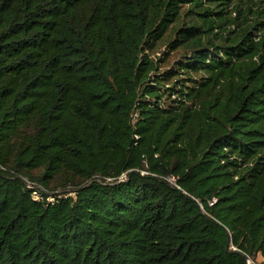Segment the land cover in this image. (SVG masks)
Listing matches in <instances>:
<instances>
[{
  "label": "trees",
  "instance_id": "trees-1",
  "mask_svg": "<svg viewBox=\"0 0 264 264\" xmlns=\"http://www.w3.org/2000/svg\"><path fill=\"white\" fill-rule=\"evenodd\" d=\"M259 258L264 0H0V264Z\"/></svg>",
  "mask_w": 264,
  "mask_h": 264
},
{
  "label": "rangeland",
  "instance_id": "rangeland-1",
  "mask_svg": "<svg viewBox=\"0 0 264 264\" xmlns=\"http://www.w3.org/2000/svg\"><path fill=\"white\" fill-rule=\"evenodd\" d=\"M165 54H169V55H165ZM181 52H171V50L167 47V42L161 43L157 50L152 54V56L156 59H164L165 62H163L162 67H167L170 66L174 63L175 60H177L180 56ZM36 175L38 174L37 172L35 173ZM172 180V179H171ZM173 182H175L174 180H172ZM61 183L58 180H55L54 182H52L49 185V190L51 192H55V193H60L64 190L65 187L60 186ZM72 186V185H69ZM73 190L72 187H69ZM70 190V189H68ZM70 195H73L72 193H70ZM262 262L261 258L258 260V264H260ZM249 264H253L252 262H250Z\"/></svg>",
  "mask_w": 264,
  "mask_h": 264
},
{
  "label": "crops",
  "instance_id": "crops-1",
  "mask_svg": "<svg viewBox=\"0 0 264 264\" xmlns=\"http://www.w3.org/2000/svg\"><path fill=\"white\" fill-rule=\"evenodd\" d=\"M260 259V258H259ZM261 260H263L262 258H261Z\"/></svg>",
  "mask_w": 264,
  "mask_h": 264
},
{
  "label": "built area",
  "instance_id": "built-area-1",
  "mask_svg": "<svg viewBox=\"0 0 264 264\" xmlns=\"http://www.w3.org/2000/svg\"><path fill=\"white\" fill-rule=\"evenodd\" d=\"M124 177H126V176H124ZM250 263V262H249Z\"/></svg>",
  "mask_w": 264,
  "mask_h": 264
}]
</instances>
